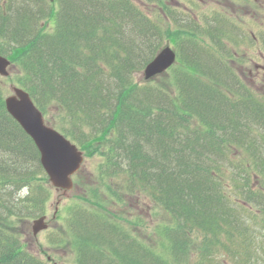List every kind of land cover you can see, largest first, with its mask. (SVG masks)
<instances>
[{"label":"trees","instance_id":"16d2710c","mask_svg":"<svg viewBox=\"0 0 264 264\" xmlns=\"http://www.w3.org/2000/svg\"><path fill=\"white\" fill-rule=\"evenodd\" d=\"M196 2L0 0V54L47 123L52 113L79 147L104 148L97 176L142 191L173 220L165 256L75 204V264H264V98L227 62L245 29ZM166 21L178 66L169 83L139 80ZM4 97L0 81V264H45L17 225L45 213L51 186Z\"/></svg>","mask_w":264,"mask_h":264},{"label":"rangeland","instance_id":"374dc122","mask_svg":"<svg viewBox=\"0 0 264 264\" xmlns=\"http://www.w3.org/2000/svg\"><path fill=\"white\" fill-rule=\"evenodd\" d=\"M200 10L214 9L228 14L241 28L245 29L246 39L238 52L232 48V60H227L235 69L244 83L264 98V0H196ZM187 0H170L173 5L181 4L186 9ZM143 3V2H142ZM146 6V4H144ZM178 6V5H177ZM147 7V6H146ZM155 14L157 6H150ZM198 9V8H197ZM50 20V24H51ZM166 41L177 52L178 66L179 50L175 41V27L166 21ZM45 23V22H44ZM49 27V26H48ZM173 67H170L156 80L162 84L169 83ZM7 76H0L5 95L12 93L13 86H19L17 81V65L8 68ZM166 76V79L163 77ZM143 80L142 72L137 75ZM172 88V87H171ZM57 117V115H56ZM50 125H55L52 113L48 115ZM79 146V145H78ZM83 151L84 159L80 169L72 177L73 185L69 190L57 189L50 183V195L47 199L45 214L48 227L33 234V218L17 225L22 233V241L27 249L38 255L45 264H75L77 242L67 229V218L72 206L81 204L98 209L107 218L114 221L123 230L155 252L167 256V241L165 229L171 226V216L160 208L148 195L142 191L128 193L115 180L104 181L97 176L99 164L103 161V150L95 142ZM52 237V238H51Z\"/></svg>","mask_w":264,"mask_h":264},{"label":"water","instance_id":"95a60500","mask_svg":"<svg viewBox=\"0 0 264 264\" xmlns=\"http://www.w3.org/2000/svg\"><path fill=\"white\" fill-rule=\"evenodd\" d=\"M175 61V50L166 45L146 64L142 75L145 79L153 78L166 71ZM9 64L7 56L0 54V75L9 74ZM12 90L13 93L4 99L7 111L34 140L40 152V162L52 185L69 190L73 185L71 176L83 161L82 151L62 133L45 123L42 112L26 90L17 86ZM45 228V215L33 220L34 234Z\"/></svg>","mask_w":264,"mask_h":264}]
</instances>
